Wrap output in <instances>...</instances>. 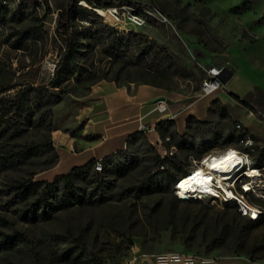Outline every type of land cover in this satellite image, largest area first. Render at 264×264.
Returning <instances> with one entry per match:
<instances>
[{"label": "rangeland", "instance_id": "1", "mask_svg": "<svg viewBox=\"0 0 264 264\" xmlns=\"http://www.w3.org/2000/svg\"><path fill=\"white\" fill-rule=\"evenodd\" d=\"M1 1L6 17L0 22V99L9 105L20 90L47 88L53 78L65 50L64 36L57 27L59 12L69 0ZM106 2L111 6L95 9L97 16L84 10L75 14L74 29L83 44L80 66L67 75L60 91L48 90L54 96L63 94L62 102L41 108L32 104L29 112L13 111L6 116L1 115L0 105V150L31 142L54 145L51 129L73 126L72 112L79 98L102 80L128 86L150 83L162 88L167 97H181V103L192 104L202 98V74L194 60L202 55L210 59L201 62L235 75L224 89L194 106L205 108L209 101L205 121L212 123L213 132L207 127L198 131L193 123L185 133L194 140L183 147L166 136L172 130L178 132L176 125L169 131L163 128V137L156 131L146 138L131 139L103 174L104 202L92 197L102 190L79 177L76 184L87 203L46 221H19L14 212L18 206L3 210L5 198L0 195V212L31 240L27 247L1 253L0 264H122L134 254L166 251L218 257V264H264V217L254 222L242 216L234 203L209 198L182 201L174 185L158 189L156 184H143L157 170L154 161L164 149L176 147L165 167L175 163L178 179L193 167L194 160L226 149L247 152L252 164L261 156L264 114L256 116L230 92L260 109L256 101L262 93L258 88L264 92V0ZM78 5L90 8L84 1ZM243 130L258 140L246 144L228 135ZM64 156L50 173H45L50 151L12 166L0 174V190L14 180L29 178L32 172H38L34 180L65 173L71 165L84 164L87 157L85 153ZM248 172L250 177L258 175L256 169ZM249 201L264 210V198L250 196ZM80 236L85 250L76 243Z\"/></svg>", "mask_w": 264, "mask_h": 264}, {"label": "trees", "instance_id": "2", "mask_svg": "<svg viewBox=\"0 0 264 264\" xmlns=\"http://www.w3.org/2000/svg\"><path fill=\"white\" fill-rule=\"evenodd\" d=\"M80 1H84L90 8L78 5ZM131 1V0H127ZM106 0H69L68 6L59 12L58 17V30L64 36L65 50L57 64L56 71L53 78L48 83L47 88L41 87H29L24 90H20L13 98L11 103L6 105L3 99H0V105L2 106V116H6L9 113L24 114L29 112L32 104H37L39 108L43 105L53 106L63 101V94L59 96L51 95L48 91L50 88L60 91L65 82L67 81V75L79 68V58L81 56V48L83 46L80 35L74 29L75 14L78 10H84L93 16H97L95 9H103L109 7ZM6 13L4 11L2 1L0 0V22H5ZM122 46L121 42H118ZM261 93L256 101L260 109L252 106L247 100L241 96L230 92L233 99L243 105L245 108L250 109L256 116L262 117L264 114V92L261 88H258ZM46 93V94H45ZM50 113H52L50 111ZM194 123L195 128L199 131L201 128H208L213 132L214 127L212 123L205 120H199L195 116H190L187 121V127H191ZM173 120L161 121L156 125V131L163 137V128L169 131L171 126H174ZM53 128L51 129V132ZM235 142L243 141L245 143L248 139L257 141L258 138L249 134L247 131H230L228 134ZM174 142V145L183 147L187 141L194 140L189 139V132L180 135L177 131L172 130L166 134ZM143 137L146 138V134L142 131L137 132L130 136L127 140V146L131 139ZM97 139V138H94ZM126 146V148H127ZM206 148V147H205ZM44 151H50L51 158L48 161L49 166L47 170L53 168L59 162V155L56 152V148L53 144L47 142H31L25 144L18 149H5L0 150V174L8 170L12 166L20 163H25L30 158L43 153ZM206 151L203 150L201 154ZM125 152V151H124ZM261 156L255 159L254 166L264 167V146L261 148ZM123 153L118 151L103 159L104 171L102 174H96L93 171L96 159L90 160L83 166L74 167L69 173L57 176L52 181H36L35 175L38 172H32L27 179H17L10 183L7 188L0 190V195L5 198L3 210L10 211L13 207L18 206L14 212L17 214V219L23 223L41 222L51 219L56 213L69 209L75 206L84 205L87 203L83 198L80 188L76 184V180L79 177L87 179L93 184L94 189L102 190L98 193L95 192L92 197H96L99 202L105 201V195H103V174L109 171V164L115 160V157ZM200 154V155H201ZM169 158L162 159L157 156L154 161V165L157 170L143 182L145 185L156 184L158 189L163 187L173 186L178 180L177 174L173 169L176 164L170 162L169 167H165V162ZM163 166V168H162ZM186 175L183 172V176ZM101 185V186H100ZM105 185V184H104ZM102 187V188H101ZM229 204V203H227ZM236 206V205H235ZM237 208V207H236ZM264 217V215L262 216ZM256 222V221H254ZM77 245L86 249L82 237L76 239ZM31 244L29 235L15 226V223L9 218L4 216L0 212V254L5 251H12L17 248H24ZM69 259V254L66 256ZM76 258L78 255L75 256ZM75 258V259H76ZM14 264V263H11Z\"/></svg>", "mask_w": 264, "mask_h": 264}, {"label": "crops", "instance_id": "3", "mask_svg": "<svg viewBox=\"0 0 264 264\" xmlns=\"http://www.w3.org/2000/svg\"><path fill=\"white\" fill-rule=\"evenodd\" d=\"M206 56L210 59L209 55H202V58ZM197 70L200 72L198 68ZM233 76L235 75L232 73ZM162 97L169 106L164 113L153 110L154 101ZM202 98L188 104L181 103V97H167L162 88L150 83H141L137 86L122 85L115 80L94 83L91 90L79 98V103L75 110L73 109L75 124L71 127H53L52 139L59 155V162L45 173L56 170L63 162L64 155L85 153L87 156L85 163L71 165L65 173H54L48 179L42 177L35 180L52 181L57 176L67 174L74 167L83 166L92 159L106 158L123 151L127 146L128 138L141 131V125L145 126L146 131L143 132L146 136H150L156 134L155 128L159 122L173 120L178 132L185 133L190 116H195L199 120L207 119L209 101L205 108H194ZM171 100L180 103L169 104Z\"/></svg>", "mask_w": 264, "mask_h": 264}, {"label": "built area", "instance_id": "4", "mask_svg": "<svg viewBox=\"0 0 264 264\" xmlns=\"http://www.w3.org/2000/svg\"><path fill=\"white\" fill-rule=\"evenodd\" d=\"M161 15V14H160ZM161 19H166L161 15ZM207 60L202 57H194L197 68L202 73V82H201V97L210 96L217 92L220 89H224L226 83L224 78L228 76L229 70L224 68H219L216 65H211L210 63H203L201 60ZM232 77V76H231ZM154 108L160 113H164L168 110L169 106L165 98H158L153 103ZM239 126V125H238ZM240 127V126H239ZM141 131L145 132V126L141 125ZM251 139H248L245 143L249 144ZM252 141V140H251ZM243 142V141H242ZM234 149V148H233ZM176 147H173V150L164 149L163 152H160V157L171 158L175 151ZM227 150V149H226ZM224 150V151H226ZM236 152V157L241 161V165L237 168V174L230 180L227 189H224L219 186L217 179L211 180V186L213 192L210 194L206 190H200L194 192H189L187 199H183L179 194L178 180L174 184L175 195L182 201H198L203 198H209L213 201H219L221 203H234L237 207L239 213L247 217L251 221H257L264 215V210H262L257 205L249 201L250 196H255L259 198H264V167L254 166L250 161L249 154L243 152L239 149H234ZM222 151V152H224ZM221 153V152H219ZM217 153V154H219ZM215 154V153H214ZM212 155V154H209ZM208 156V155H206ZM206 156L202 157L200 160H194L193 167L186 173L188 176L194 174V170L203 164ZM104 158H99L96 160L93 171L96 174H102L104 171ZM257 168L260 172L258 176L250 177L248 170L251 168ZM163 168V166H162ZM192 173V174H191ZM263 182V186L260 183ZM219 258L214 256H208L199 254L196 252H185V251H166L161 253H139L134 254V256L122 262V264H218ZM108 264H113L109 262Z\"/></svg>", "mask_w": 264, "mask_h": 264}, {"label": "bare ground", "instance_id": "5", "mask_svg": "<svg viewBox=\"0 0 264 264\" xmlns=\"http://www.w3.org/2000/svg\"><path fill=\"white\" fill-rule=\"evenodd\" d=\"M240 165L241 161L237 159L235 150L231 148L219 154L208 155L203 164L194 170L195 172L192 176L184 175L179 178L177 190H179V194L183 199L188 198L189 192H194L198 189L206 190L210 194L213 192L212 188H210L211 180L215 178L220 187L227 189L230 180L233 179L239 170L237 167ZM250 169H256L259 175L260 171L257 168L251 167Z\"/></svg>", "mask_w": 264, "mask_h": 264}, {"label": "water", "instance_id": "6", "mask_svg": "<svg viewBox=\"0 0 264 264\" xmlns=\"http://www.w3.org/2000/svg\"><path fill=\"white\" fill-rule=\"evenodd\" d=\"M231 76H232V73H229L228 76L224 78V82L227 83L229 79L231 78ZM161 99H163V97Z\"/></svg>", "mask_w": 264, "mask_h": 264}]
</instances>
